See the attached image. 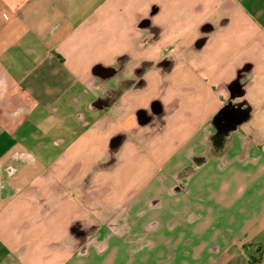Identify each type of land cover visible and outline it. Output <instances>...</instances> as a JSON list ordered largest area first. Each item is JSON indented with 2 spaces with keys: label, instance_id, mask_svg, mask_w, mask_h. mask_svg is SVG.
I'll use <instances>...</instances> for the list:
<instances>
[{
  "label": "crops",
  "instance_id": "obj_1",
  "mask_svg": "<svg viewBox=\"0 0 264 264\" xmlns=\"http://www.w3.org/2000/svg\"><path fill=\"white\" fill-rule=\"evenodd\" d=\"M0 264H264V0H0Z\"/></svg>",
  "mask_w": 264,
  "mask_h": 264
},
{
  "label": "clouds",
  "instance_id": "obj_2",
  "mask_svg": "<svg viewBox=\"0 0 264 264\" xmlns=\"http://www.w3.org/2000/svg\"><path fill=\"white\" fill-rule=\"evenodd\" d=\"M196 15H198V13L195 11V9H193L191 11V13H190V16H196ZM145 17H147V16H145ZM178 17H179V14H171L170 13L168 17H166L165 19L161 20L159 23L154 24V25L160 26L163 29V32H162L164 34L163 38L161 36V38L159 39L158 42H160L163 39V41H167L169 43H174L176 39H180L181 37H183V35H184V33L186 31L190 30L191 25H188L187 27H181L182 22L179 20ZM219 28L222 29V27H219ZM173 32H175V36L174 37L172 35ZM135 39L137 41L135 47L140 49L142 53L147 54V56L149 58L147 61H151V56L153 55L154 51L158 50L156 48V44L152 43V44H148L147 46H145V43H142V41H144V37L137 36V37H135ZM224 47H226V46H224ZM179 48H180V46L177 45L175 48H173V51L179 53ZM181 56H182V53L180 55H178L177 59H180ZM103 64L105 66L112 65L110 63H108V64L103 63ZM89 91H94V89H89ZM156 128H159V124L158 123L156 125ZM156 128H152V129L156 131ZM126 155L127 154L122 153L120 151L118 152V154L116 155L117 165L121 162V160L126 158ZM103 161H106V160L95 159L92 162L91 166L82 174L81 183L84 182L85 177H87V176H89V174H91V178H90L88 186L95 185V183L98 180L99 176L101 174H103L104 171H99V170H94V169H95V166L98 164V162H103ZM178 173L176 175L177 185L182 183V179L178 178Z\"/></svg>",
  "mask_w": 264,
  "mask_h": 264
},
{
  "label": "rangeland",
  "instance_id": "obj_3",
  "mask_svg": "<svg viewBox=\"0 0 264 264\" xmlns=\"http://www.w3.org/2000/svg\"><path fill=\"white\" fill-rule=\"evenodd\" d=\"M165 184H167V183H165ZM167 187H168V186L165 185V191H161V192L159 191L158 193H164V194H167V193H168V191H167ZM176 188H178V187L176 186ZM156 189H157V186L151 184V185L148 187L146 193H149V194H151V193H152V194L157 193ZM176 190H177V189H176ZM166 191H167V192H166ZM169 192H171V191H169ZM181 193H188V191L185 190V191H183V192H181ZM145 215H146V217H148L149 219H155V217H156V213H155V211H154L153 209H149L148 207L145 208ZM154 238H155L154 235H151V236H149V237L147 238V240H148V241H150V240H155Z\"/></svg>",
  "mask_w": 264,
  "mask_h": 264
}]
</instances>
